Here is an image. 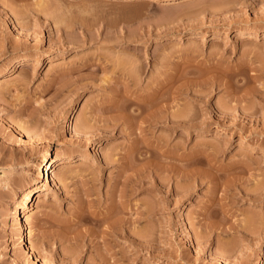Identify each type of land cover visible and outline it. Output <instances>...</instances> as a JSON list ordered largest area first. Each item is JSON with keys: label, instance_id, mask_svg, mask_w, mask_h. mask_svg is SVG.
<instances>
[{"label": "rangeland", "instance_id": "1", "mask_svg": "<svg viewBox=\"0 0 264 264\" xmlns=\"http://www.w3.org/2000/svg\"><path fill=\"white\" fill-rule=\"evenodd\" d=\"M161 79L146 133H130L115 117ZM46 153L54 182L19 216ZM0 170V264H264V0H0ZM128 188L135 243L72 256L78 208Z\"/></svg>", "mask_w": 264, "mask_h": 264}, {"label": "bare ground", "instance_id": "2", "mask_svg": "<svg viewBox=\"0 0 264 264\" xmlns=\"http://www.w3.org/2000/svg\"><path fill=\"white\" fill-rule=\"evenodd\" d=\"M130 1H133V0H130ZM23 61H25V60H23ZM100 63H101V61H99ZM100 63H99V65H100ZM130 63V62H129ZM132 63V62H131ZM18 64H20V61L18 62ZM98 64V63H97ZM136 64V63H135ZM81 69H83V68H81ZM130 70H126V74H124V73H122V75L124 76H122L125 80L124 81H127L126 83H128V82H131V83H133V81L135 80V77L137 76V75H139V74H141V72H142V67H141V65L140 66H138V65H135L134 67H133V65H132V67H131V65H130V68H129ZM79 70V68L77 69V71ZM67 72V71H66ZM71 73H73V70H69L68 72H67V74H71ZM138 77V76H137ZM76 78V79H75ZM75 78L74 79H69L68 80V83L70 84H67L66 82V85H63V87L62 88H64L65 86H66V90H67V85H69V86H71L72 87V84L74 85V84H76V82H77V78H80L79 77V75L76 77L75 76ZM104 80V79H103ZM102 80V81H103ZM79 81V80H78ZM78 83V82H77ZM166 83H168V82H166V79H161V80H159L156 84H155V86L153 87V89H152V92L151 93H149L147 96L145 95H143V96H137L136 98V104H134V107L132 108V110H130L131 111V114L129 115V113H128V115H129V117L131 116V118H129V117H127V114L126 113H124V114H126V116L124 115V114H121V113H123V112H121V111H119V114L115 117L116 118V120L118 121V122H120V123H122V122H127L128 123V125H129V128H130V133H133L134 132V128H135V126H137V128H138V130H139V135H142L143 133H146V127H148L149 125H150V117H152L151 119H153V116H151V115H153V111L152 112H150V110L153 108V107H155L154 105H156V104H158L159 103V100L157 101L156 99L158 98L157 97V95H158V92L161 90V89H163V87L166 85ZM129 85V84H128ZM81 87H82V85H81ZM69 89V88H68ZM61 91H62V89H60ZM133 98H135V96L133 97ZM161 100V99H160ZM163 101V100H162ZM134 102H132L131 104H133ZM159 105V104H158ZM157 106V105H156ZM121 107V106H120ZM119 107V108H120ZM159 107V106H158ZM162 106H160V108H161ZM157 108V107H156ZM127 109V107H123V110H126ZM163 108H161L160 110L159 109H157V111L159 110L160 112H164L163 110H162ZM107 110H109V109H107ZM111 110H113L114 111V109H111ZM117 110V109H116ZM120 110V109H119ZM128 110V109H127ZM126 110V111H127ZM153 110V109H152ZM165 110V109H164ZM158 111V112H159ZM112 112V111H111ZM116 112V111H115ZM121 112V113H120ZM132 112L133 113H135V114H132ZM113 113V112H112ZM116 113H118V112H116ZM163 114V113H162ZM69 117H73V110H71L70 112H69ZM114 117V116H113ZM177 117H179V116H177ZM111 118V117H110ZM118 118V119H117ZM174 119H176V117H174ZM168 120V121H167ZM180 121V120H179ZM152 122V121H151ZM157 122H159V123H164V122H170L169 121V119L165 116V117H163V118H161L160 117V120L159 121H157ZM176 122H178L177 120H176ZM175 122V123H176ZM116 124H118L117 122L115 123V126H112V130H114L115 129V127L117 126ZM133 124H134V128H133ZM169 124V123H168ZM131 126V127H130ZM77 133H79V132H77ZM80 135V134H79ZM137 143V142H136ZM138 144V143H137ZM137 144H136V146H133L132 148H131V150L129 151V152H131V151H133V149L135 150V148L136 147H138L137 146ZM144 148V147H143ZM143 148H141V149H143ZM137 149V148H136ZM141 149H138V151L139 150H141ZM145 149V148H144ZM147 149V148H146ZM134 152V151H133ZM150 151H148L147 150V153H146V151L144 150V151H139V153L137 152V154H138V156H140V157H142L143 159H145L146 158V154H148ZM45 162L43 163V165L42 166H40L38 169L40 170V173H39V175H38V180L36 181V182H34L32 185H31V189H29L25 194H24V201H23V204H22V206H21V208H20V210H19V212H18V214H19V216H20V214H25V213H27L28 212V210L30 209V207H31V202L33 201V199H34V197L35 196H37V195H39L40 194V192H41V190L43 189V187L45 186V184L44 183H46V185L47 186H51V184H53V182L54 181H52L53 179H51V175H52V168H54L56 165H52L54 162H53V158H52V156L49 154V153H46V155H45ZM65 159L66 158H62V159H60V162L58 161V165L57 166H60V165H64V163H65ZM109 160H107V163H111V162H115V161H117L116 159H113V158H111V157H109L108 158ZM127 162L126 161H124V160H121V163H120V165H119V167H121L122 169L121 170H125L126 171V173H128L127 171L128 170H131V167H130V165L128 166L127 164H126ZM147 164V163H146ZM150 164V163H149ZM145 164H143L142 165V167L144 166ZM133 166V165H132ZM146 166V165H145ZM151 166V165H150ZM149 166V167H150ZM134 167V166H133ZM133 167H132V170H133ZM147 169L148 167H144V168H141L140 170H137L138 172L140 171L141 172V170L143 171V169ZM145 169V170H146ZM148 170H150V169H148ZM125 171H124V173H125ZM134 171V170H133ZM132 171V172H133ZM136 171V172H137ZM135 172V171H134ZM144 172V171H143ZM147 172V171H146ZM146 172H144V173H146ZM131 174V173H130ZM132 175V174H131ZM144 175V174H143ZM142 175V177H141V180H142V178L143 177H145V175L143 176ZM147 177V176H146ZM149 177V176H148ZM127 178V177H126ZM147 179V178H146ZM127 180H128V178H127ZM149 180V179H148ZM124 182H126V181H124ZM137 183H138V181H136ZM117 183H118V181H117ZM139 183H141L140 181H139ZM145 183H146V181H143L142 180V183L141 184H139V187H138V184L136 185V187H138L137 188V190L139 191V190H142V189H145ZM151 185H155V183L156 184H160V185H162V183H161V181L160 182H158L157 183V180L155 179V178H153V179H151ZM154 183V184H153ZM122 184H124V183H122ZM128 184V183H127ZM126 184V185H127ZM55 185V184H54ZM126 185H125V187H126ZM134 186V185H133ZM163 186V185H162ZM115 187V186H114ZM45 188V187H44ZM123 188V187H122ZM117 189V188H116ZM116 189H113V190H116ZM125 189V188H124ZM124 189H123V191L120 193V195L118 196V200H116V193H114V192H116V191H114L113 193H111V195L109 196V198H108V200H110V202L108 203L109 205L103 210V211H101V210H99V207L97 206V203L95 204V199H93V198H91L89 201H88V209L87 210H83L81 207L80 208H78V210L75 212V218H73L72 220H70V222H68L67 224V226L69 227L70 225H78V227H81L82 225H88L89 227L88 228H86V230L83 232V233H81L80 234V232H78L77 231V227H75V229H76V231L78 232H76L77 234H74L72 237H70V238H72V240L73 241H76V246L74 245L73 246V248H71V250H69L70 251V254L72 255V256H76V258L78 257L79 258V256H80V253H83V248L85 247L86 248V250L85 251H87L88 249H91L92 248V246H93V244L92 243H94V246L93 247H95V245H98V246H96V248L97 247H99L100 246V252H97L96 254H97V258H98V260H100L101 262H102V260L104 261L105 260V262H106V260H108V258H113V257H115V256H117V254H118V252H117V250H115V246H114V244H113V240H114V238H116V239H120V238H123V239H125V241L126 242H128V246H131V245H133L134 243H135V235H134V231H135V229H134V222H138V221H136V219L134 218V220H131V219H126V218H124V214H126V213H129V211H131V207H129V204H128V202H129V200H128V195L131 193V190H129V189H131V188H128V189H126V191L124 192ZM135 189V188H134ZM127 190H129L128 192L129 193H127ZM133 190V189H132ZM90 192V191H89ZM120 192V191H119ZM93 195H94V193H87L86 192V197L87 198H90V197H93ZM97 197V196H96ZM97 200V199H96ZM97 202V201H96ZM99 204V203H98ZM91 207H93V208H95V211H88V210H90L89 208H91ZM145 209V210H144ZM143 209V211H140V212H142L141 213V216L143 217V215H148V209H147V207H145ZM140 214V213H139ZM141 216H139V217H141ZM23 217V216H22ZM141 217V218H142ZM145 217V216H144ZM140 218V219H141ZM143 219V218H142ZM141 219V220H142ZM144 219H146V218H144ZM143 219V220H144ZM140 220V221H141ZM69 221V220H68ZM64 223V222H63ZM63 223H61V224H63ZM56 224V223H55ZM60 224V223H59ZM73 225V226H74ZM80 225V226H79ZM56 226H58V225H56ZM59 227H60V225H59ZM28 229V222H27V220L26 219H24L22 222H20V224H19V242L21 243V244H23V245H26L27 244V232H26V230ZM74 229V230H75ZM81 231V230H80ZM72 232H73V230H72ZM148 232V231H147ZM74 233V232H73ZM71 234V233H70ZM136 234V233H135ZM146 235H147V233H146ZM69 237H68V239H70ZM147 238H149V237H147ZM87 241H89L88 243L89 244H87ZM68 242H69V240H68ZM77 242H78V244H77ZM74 243V242H73ZM92 244V245H91ZM69 245H70V243H69ZM33 247H29V245H28V247L26 248L27 250V252L26 253H28V255H29V257L32 259V260H34L35 258H36V254H35V251H33V249H32ZM68 249H69V247H68ZM92 249H94V248H92ZM98 249V250H99ZM94 250H96V249H94ZM94 250H92V251H94ZM34 252V253H33ZM37 253V252H36ZM67 253V252H66ZM38 254V253H37ZM70 254H68V255H70ZM111 258V259H112ZM37 260V259H36ZM110 260V259H109ZM108 260V261H109ZM35 261V260H34Z\"/></svg>", "mask_w": 264, "mask_h": 264}, {"label": "clouds", "instance_id": "3", "mask_svg": "<svg viewBox=\"0 0 264 264\" xmlns=\"http://www.w3.org/2000/svg\"><path fill=\"white\" fill-rule=\"evenodd\" d=\"M10 187V180H7L6 175L0 170V189L8 190Z\"/></svg>", "mask_w": 264, "mask_h": 264}]
</instances>
